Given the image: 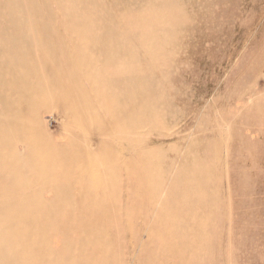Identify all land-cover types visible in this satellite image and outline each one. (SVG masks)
I'll return each instance as SVG.
<instances>
[{"label":"rangeland","instance_id":"374dc122","mask_svg":"<svg viewBox=\"0 0 264 264\" xmlns=\"http://www.w3.org/2000/svg\"><path fill=\"white\" fill-rule=\"evenodd\" d=\"M0 264H264V0H0Z\"/></svg>","mask_w":264,"mask_h":264}]
</instances>
